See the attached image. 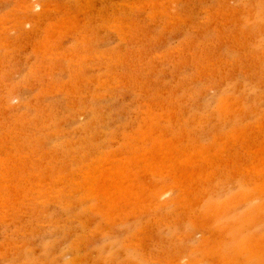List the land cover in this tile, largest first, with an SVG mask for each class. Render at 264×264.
<instances>
[{
  "label": "rangeland",
  "instance_id": "1",
  "mask_svg": "<svg viewBox=\"0 0 264 264\" xmlns=\"http://www.w3.org/2000/svg\"><path fill=\"white\" fill-rule=\"evenodd\" d=\"M263 149L264 0H0V264H264Z\"/></svg>",
  "mask_w": 264,
  "mask_h": 264
},
{
  "label": "bare ground",
  "instance_id": "2",
  "mask_svg": "<svg viewBox=\"0 0 264 264\" xmlns=\"http://www.w3.org/2000/svg\"><path fill=\"white\" fill-rule=\"evenodd\" d=\"M28 2H29V1H28ZM169 2H170V1H169ZM20 4H21V3H20ZM22 4H23V3H22ZM33 5H34V4H33ZM45 5H46V4H45ZM51 5H52V4H51ZM128 5H130V4H128ZM25 6H26V5H25ZM18 7H19V5H18ZM26 7H27V6H26ZM134 7H135V6H134ZM42 8H43V7H42ZM49 9H50V8H49ZM169 9H170V8H169ZM70 14H71V13H70ZM168 15H169V14H168ZM175 15H176V14H175ZM20 16H21V15H20ZM22 16H23V15H22ZM65 19H66V18H65ZM118 19H119V18H118ZM65 21H66V20H65ZM75 22H76V21H75ZM18 24H19V23H18ZM59 24H60V23H59ZM59 24H58V25H59ZM50 28H51V27H50ZM52 29H53V28H52ZM54 29H55V28H54ZM57 29H58V28H57ZM58 30H59V29H58ZM8 32H9V31H8ZM50 33H51V32H50ZM98 33H99V32H98ZM51 34H52V33H51ZM46 35H47V34H46ZM49 36H50V35H49ZM51 37H52V36H51ZM51 37H50V38H51ZM50 38H49V39H50ZM52 38H53V37H52ZM60 38H61V37H60ZM99 38H100V37H99ZM47 40H48V39H46V41H47ZM48 41L51 42L50 40H48ZM48 41H47V42H48ZM49 42H48V43H49ZM79 42H80V41H79ZM79 42H78V43H79ZM48 43H47V44H48ZM63 43H64V42H63ZM40 44H41V43H40ZM48 45H50V44H48ZM36 46H37V45H36ZM52 46H53V45H52ZM37 48H38V47H37ZM49 48H50V47H49ZM55 51H56V50H55ZM78 51H79V50H78ZM52 53H53V52H52ZM60 53H61V52H60ZM77 54H80V53H77ZM47 67H48V66H47ZM48 74H49V73H48ZM86 81H87V80H86ZM42 86H43V85H42ZM56 86H57V85H56ZM44 87H45V86H44ZM52 89H53V88H52ZM43 94H44V93H43ZM126 97H127V96H126ZM9 98H10V97H9ZM225 103H226V102H225ZM223 104H224V103H223ZM224 105H226V104H224ZM230 105H232V104L230 103ZM4 107H5V106H4ZM221 107L223 108V106H221ZM226 107H227V106H226ZM226 107H225V108H226ZM228 107H229V106H228ZM230 107H231V106H230ZM122 110H123V108H122ZM170 110H171V109H170ZM222 111H223V110H222ZM147 112H148V111H147ZM151 112H153V111H151ZM174 112H175V111H174ZM154 113H155V112H154ZM160 113H161V112H160ZM171 113H172V112H171ZM163 114H164V113H163ZM172 114H173V113H172ZM153 115H154V114H153ZM156 115H158V114H156ZM159 115H160V114H159ZM169 115H170V114H169ZM150 116H151V114H149V115L147 116V118H146L147 120L144 119V120L147 122V123H144V124H146V126L142 123L144 127L141 125L143 128H142V129L139 128V130H140V131H138L139 133H138L137 131L134 132V133H136L135 136L137 137V133H138L140 139L143 140V141H141V140L139 139V140L141 141V143L144 142V143L149 144V143H148L149 140L152 141V139H153V140H155V139H156V140H159V139H160V141H156L158 144H162V143H163V145H164V144H166L167 142H169L170 145H169V144H166V145H168V146H170V147H172V148H175L174 146H177V143H175V142L178 141V140H176V141L174 142L175 139L172 140V141H171V139L168 140V138L165 139V138H164L165 134H164L163 132H161V134L157 133V131H156L157 128H155V127H157V125L160 124V123H159L160 121L158 122L157 125H156V123H155V126H154V121H153V119H150ZM154 116H155V115H154ZM162 116H164V115H162ZM166 116H167V114H165L164 117H166ZM151 117H152V116H151ZM157 117H158V116H157ZM157 117H156V118H157ZM173 117L176 118V116H173ZM173 117H171V118L174 119ZM154 118H155V117H154ZM156 118H155V119H156ZM161 118H162V117H161ZM169 119H170V117H169ZM172 119H170L169 121H172V123H173V120H172ZM176 119H177V118H176ZM142 120H143V119H142ZM162 121H164V119H162ZM179 121H180V120H179ZM142 122H143V121H142ZM174 122H175V121H174ZM177 123H178V122H177ZM160 125H161V124H160ZM158 126H159V125H158ZM161 126H162V125H161ZM260 126H261V125H260ZM162 128H163V127H162ZM244 129H245V128H244ZM164 130H165V129H164ZM158 131H159V130H158ZM165 131H166V132H165ZM165 131H164V132L167 133V130H165ZM131 132H132V131H131ZM159 132H160V131H159ZM181 132H182V131H181ZM235 132H238V131H235ZM162 133H163V136H162ZM228 133H229V132H228ZM245 133H246V132H245ZM184 134H185V133H184ZM232 134H233V133H232ZM242 134H244V133L242 132ZM230 135H231V134H230ZM236 135H237L236 138L234 137L235 139L242 138V135H241V134H240L241 136H239V137H238V134H236ZM246 135H247V134H246ZM126 136H127V135H126ZM129 136H130V135H129ZM180 136H184V135L181 134ZM243 136L245 137V134H244ZM120 137H121V136H120ZM136 137H135V138H136ZM166 137H167V136H166ZM222 137H223V136H222ZM227 137H228V136H227ZM244 137H243L242 139H244ZM127 138H128V137H127ZM182 138H183V137H182ZM124 139H125V138H124ZM132 139H133V138H132ZM227 139H228V138H227ZM245 139H246V138H245ZM128 140H129V139H128ZM128 140H127L126 142H128ZM136 140H137V139H136ZM179 140H181V139H179ZM183 140H184V139H183ZM132 141H133V140H132ZM228 141H229V140H228ZM239 141H240V140H239ZM124 142H125V141H124ZM134 142H135V140H134ZM149 142H150V141H149ZM156 142H155V143H156ZM173 142H174V143H173ZM157 143H156V145H157ZM226 143H228V142H226ZM231 143H232V142H230V144H231ZM233 143H234V141H233ZM233 143H232V144H233ZM123 144H124V143H123ZM128 144H129V142H128ZM137 144H139V146H140V142H137ZM224 144H225V143H224ZM228 144H229V143H228ZM228 144H226V145H228ZM232 144H231V145H232ZM125 145H127V144H125ZM130 145H132V144H130ZM135 145H136V144H135ZM156 145L154 144L153 146L156 147ZM240 145H241V144H240ZM133 146H134V145H133ZM147 146H148V145H147ZM153 146L151 147L152 149H153ZM158 146H159V145H157V147H158ZM178 146H179V145H178ZM193 146H194V145H193ZM241 146H242V145H241ZM241 146H240V147H241ZM136 147H137V145H136ZM166 147H167V146H166ZM170 147H169V148H170ZM187 147H188V146H187ZM159 148H162V146H160ZM159 148H158V149H159ZM188 148H189V147H188ZM200 148H201V147H200ZM205 148H206L207 151H208V148H207V147H205ZM205 148H204V149H205ZM241 148H243V146H242ZM140 149H141V148H140ZM152 149L149 148L148 150H151V152H153ZM156 149H157V148H156ZM175 149L177 150L178 148H175ZM192 149H194V148H192ZM3 150H4V149H3ZM160 150H161V149H160ZM168 150H169V149H168ZM173 150H174V149H173ZM173 150L170 149V151H172V153H174ZM179 150H180V149H179ZM189 150H190V149H189ZM195 150H196V149H195ZM202 150H203V149H202ZM258 150H260V149H258ZM263 150H264V149H263ZM33 151H34V150H33ZM140 151H141V150H140ZM145 151H147V149H146V150H143V152H145ZM174 151H175V150H174ZM180 151H181V150H180ZM196 151H198V150H196ZM209 151H210V150H209ZM137 152H138V151H137ZM141 152H142V151H141ZM165 152H166V151H165ZM187 152H188V151H187ZM189 152H190V151H189ZM204 152H205V150H204ZM221 152H222V150H221ZM224 152H225V151H224ZM255 152H256V151H255ZM147 153H148V152H147ZM172 153L170 152V156H171ZM181 153L184 154V152H179L180 155H181ZM185 153H186V152H185ZM196 153H197V152H196ZM209 153H211L210 155L214 154V155H212V157H211L212 159H213V157L216 156V152H214L213 150H212L211 152H209ZM217 153H218V151H217ZM90 154H91V153H90ZM133 154H134V153H133ZM179 154H178V155H179ZM183 154H182V155H183ZM192 154H193V153H192ZM192 154H191V155H192ZM204 154H205V153H204ZM204 154H203V155H204ZM222 154H223V153H222ZM261 154H262V153H261ZM261 154H260V156H261ZM43 155H44V154H43ZM136 155H137V154H136ZM138 155L140 156L141 153L138 154ZM186 155H187V154H186ZM189 155H190V153H189ZM201 155H202V154H201ZM263 155H264V154H263ZM263 155H262V156H263ZM8 156H9V155H8ZM86 156H87V155H86ZM114 156H115V155H114ZM133 156H134V155H133ZM160 156H161V155H160ZM175 156H176V153H175ZM183 156H184V155H183ZM205 156H206V155H205ZM254 156H255V155H254ZM257 156L259 157L258 154H257ZM257 156H256V158H257L258 161H259V159H261V158H258ZM137 157H138V156H137ZM137 157H136V159H137ZM173 157H174V156H173ZM176 157H177V156H176ZM187 157H188V156H187ZM193 157H194V156H193ZM193 157H192V156L189 157L190 160H192V162H193V159H191V158H193ZM208 157H209V156H208ZM208 157L206 156L207 159H208ZM217 157H218V156H217ZM114 158H115V157H114ZM116 158H117V157H116ZM159 158H160L161 160L163 159V158H161V157H159ZM165 158H166V157H165ZM168 158H169V157H168ZM180 158H181V156H180ZM180 158L178 157L179 160L182 159V158H181V159H180ZM184 158H185V157H184ZM184 158H183V160L185 161L186 158H185V159H184ZM215 158H216V157H215ZM220 158H221V156H220ZM231 158H233V157H231ZM262 158H263V157H262ZM126 159H127V158H126ZM134 159H135V158H134ZM175 159H176V158H175ZM175 159H174L173 161H175ZM178 159H177V160H178ZM187 159H188V158H187ZM194 159H195V158H194ZM212 159H210V160H212ZM253 159H255V158H253ZM257 159H256V160H257ZM3 160H4V159H3ZM163 160H165V159H163ZM183 160H182V161H183ZM188 160H189V159H188ZM188 160H187V161H188ZM201 160H202V159H201ZM210 160H209V161H210ZM230 160H231V159H230ZM98 161H99V160H98ZM144 161H145V160H144ZM158 161H159V160H158ZM158 161H157V164H158L159 162H162V161H159V162H158ZM182 161H181V162H182ZM197 161H198V160H197ZM217 161H218V160H217ZM237 161H238V160H237ZM263 161H264V160H263ZM119 162H120V161H119ZM119 162H118V163H119ZM130 162H133V161H130ZM168 162H169V160H168ZM178 162H180V161H178ZM178 162H177V163H178ZM185 162H186V161H185ZM195 162H196V161H195ZM234 162H235V160H234ZM241 162H242V161H241ZM252 162H254V161H252ZM128 163H129V162H128ZM128 163L126 162L127 166L129 165ZM171 163H172V162H171ZM173 163H174V162H173ZM183 163H184V162H183ZM216 163H217V162H216ZM235 163H236V162H235ZM256 163H257V162H256ZM256 163L254 164V166H255V168L258 170V172H263V169H264V163H263V162H258L257 164H258L259 166H258ZM259 163H260V164L262 163V164L260 165ZM93 164H94V163H93ZM119 164H120V163H119ZM166 164H167V163H166ZM175 164H176V163H175ZM180 164H181V163H180ZM180 164L178 163L177 165H180ZM189 164H190V162H189ZM195 164H196V163H195ZM202 164H204V163H202ZM219 164H220V162H219ZM227 164H228V162H227ZM249 164H250V163H249ZM252 164H253V163H252ZM154 165H155V163H154ZM164 165H165V164H164ZM172 165H173V164H172ZM224 165H225V164H224ZM238 165H239V164H238ZM241 165H242V164H241ZM245 165H246V164H245ZM245 165H243V166H245ZM256 165H257V167H256ZM1 166H2V165H1ZM95 166H96V165H95ZM129 166H131V165H129ZM129 166H128V167H129ZM132 166H133V165H132ZM142 166H143V165H142ZM144 166H145V165H144ZM157 166H158V165H157ZM162 166H163V165H162ZM174 166H175V165H174ZM219 166H220V165H219ZM221 166H222V165H221ZM231 166H232V165H231ZM124 167H126V166H124ZM128 167H126V168L129 169ZM133 167H135V165H134ZM133 167H132V169H133ZM178 167H179V166H178ZM223 167H224V166H223ZM236 167H237V165H236ZM59 168H60V167H59ZM96 168L98 169V167H96ZM119 168H120V167H119ZM136 168H137V167H135L134 169H136ZM159 168H160V167H159ZM164 168H165V167H164ZM210 168H212V167H210ZM233 168H234V167H233ZM255 168H254V169H255ZM92 169H93V168H92ZM161 169H162V168H161ZM199 169H200V168H199ZM201 169H202V168H201ZM203 169H204V168H203ZM238 169H239V168H238ZM251 169H252V168H251ZM94 170H95V169H94ZM118 170H119V169H118ZM129 170H130V169H129ZM146 170H147V169H146ZM153 170H154V169H153ZM167 170H168V168H167ZM176 170H177V169H176ZM212 170H213V169H212ZM244 170H245V168H244ZM247 170H249V169H247ZM247 170H245V171H247ZM53 171H54V170H53ZM120 171H122L121 168H120ZM148 171H149V170H148ZM151 171H152V170H151ZM165 171H166V170H165ZM173 171H174V169H173ZM178 171H179V169H178ZM195 171H196V170H195ZM201 171L203 172V170H201ZM208 171H209V170H208ZM233 171H234V170H233ZM237 171H238V170H237ZM239 171H240V170H239ZM241 171H242V170H241ZM251 171H252V170H251ZM254 171H255V170H254ZM24 172H25V170H24ZM47 172H48V171H47ZM63 172H64V171H63ZM65 172H66V171H65ZM84 172H85V171H84ZM99 172H100V170H99ZM99 172H98V173H99ZM134 172H135V171H134ZM137 172H138V170H137ZM149 172H150V171H149ZM174 172H175V171H174ZM198 172H200V171L197 170L196 173H198ZM206 172H207V171H206ZM248 172H249V171H248ZM252 172H253V171H252ZM256 172H257V171H256ZM130 173H131V172H130ZM139 173H140V171H139ZM165 173H167V171H166ZM169 173H170V172H169ZM177 173H178V172H177ZM233 173H234V172H233ZM236 173H237V172H236ZM236 173H235V174H236ZM263 173H264V172H263ZM61 174H62V173H61ZM92 174H93V173H92ZM103 174H104V173H103ZM121 174H122V173H121ZM135 174H136V173H135ZM171 174H172V173H171ZM180 174H181V173H179V176H178V177H180ZM207 174H208V173H207ZM24 175H25V173H24ZM98 175H99V174H98ZM137 175H138V174H137ZM200 175H201V174H200ZM260 175H261V174H260ZM12 176H13V175H12ZM91 176H92V175H91ZM130 176H131V175H130ZM135 176H136V175H135ZM172 176H173V175H172ZM18 177H19V176H18ZM23 177H24V176H23ZM25 177H26V176H25ZM25 177H24V178H25ZM45 177H46V176H45ZM66 177H67V176H66ZM101 177H102V176H101ZM175 177H176V176H175ZM231 177H232V176H231ZM96 178H97V177H96ZM105 178H106V177H105ZM126 178H127V177H126ZM128 178H129V177H128ZM183 178H184V177H183ZM228 178H229V177H228ZM260 178H261V177H260ZM262 178H264V177H262ZM142 179H144V178H142ZM229 179H230V178H229ZM23 180H24V179H23ZM86 180H87V179H86ZM144 180H145V179H144ZM221 180H222V179H221ZM246 180H247V179H246ZM256 180H257V179H256ZM260 180H261V179H260ZM62 181H63V180H62ZM177 181H178V180H177ZM181 181H182V179H181ZM258 181H259V179H258ZM95 182H96V181H95ZM178 182H179V181H178ZM63 183H64V182H63ZM96 183H97V182H96ZM99 183H101V182H99ZM128 183H129V182H128ZM132 183H133V182H132ZM165 183L167 184V182H165ZM195 183H196V182H195ZM1 184H3V183H1ZM58 184H59V183H58ZM102 184H104V183H102ZM122 184H123V183H122ZM130 184H131V183H130ZM130 184H129V185H130ZM178 184H179V183H178ZM247 184H248V183H247ZM91 185H92V184H91ZM97 185H98V184H97ZM99 185H100V184H99ZM99 185H98V186H99ZM127 185H128V184H127ZM133 185H134V183H133ZM163 185H165V184H163ZM194 185H195V184H194ZM252 185H253V184H252ZM262 185H263V184H262ZM25 186H26V185H25ZM176 186H178V185H176ZM185 186H186V185H185ZM187 186H188V185H187ZM191 186H192V185H191ZM195 186H197V185H195ZM260 186H261V184H260ZM34 187H35V186H34ZM49 187H50V186H49ZM87 187H88V186H87ZM89 187H90V186H89ZM89 187H88V188H89ZM100 187H101V186H100ZM115 187H116V185H115ZM257 187H258V186H257ZM0 188H1V187H0ZM36 188H37V187H36ZM53 188H54V187H53ZM83 188H84V187H83ZM91 188H92V187H91ZM128 188H129V187H128ZM144 188H145V187H144ZM189 188H190V187H189ZM92 189H93V188H92ZM118 189H119V188H118ZM123 189H124V188H123ZM193 189H194V188H193ZM193 189H192V190H193ZM210 189H211V188H210ZM48 190H49V189H48ZM102 190H103V189H102ZM112 190H113V189H112ZM187 190H188V189H187ZM207 190H208V189H207ZM35 191H36V190H35ZM40 191H41V190H40ZM45 191H47V189H46ZM103 191H104V190H103ZM131 191H132V190H131ZM189 191H190V190H189ZM154 192H156V191H154ZM162 192H164V190H163ZM201 192H202V191H201ZM205 192H206V190H205ZM43 193H44V192H43ZM53 193H54V192H53ZM53 193H52V194H53ZM119 193H120L121 196L123 195V193L126 194L125 192H123L122 194H121V192H119ZM131 193H132V192H131ZM46 194H47V193H46ZM90 194H91V192H90ZM90 194H89V196H90ZM239 194H241V192H240ZM26 195H28V194H26ZM49 195H50V194H49ZM104 195H105V194H104ZM126 195H127V194H126ZM179 195H180V194H179ZM183 195H184V194H183ZM241 195H242V194H241ZM16 196H17V195H16ZM42 196H43V195H42ZM50 196H51V195H50ZM110 196H111V195H110ZM159 196H160V195H159ZM238 196H239V195H237V197H238ZM23 197H24V196H23ZM105 197H106V196H105ZM124 197H125V196H124ZM131 197H132V196H131ZM156 197H157V196H156ZM178 197H179V196H178ZM237 197H236V199H237ZM54 198H55V197H54ZM138 198H139V197H138ZM143 198H144V197H143ZM188 198H189V197H188ZM199 198H200V197H199ZM105 199H106V198H105ZM121 199H122V198H121ZM153 199H154V198H153ZM176 199H177V198H176ZM178 199H179L178 201H180V198H178ZM182 199H183V198H182ZM191 199H192V198H191ZM201 199H202V198H201ZM201 199H200V200H201ZM236 199H235V200H236ZM240 199H241V198H240ZM242 199H243V198H242ZM134 200H136V199H134ZM154 200H155V199H154ZM184 200H185V199H184ZM235 200H234V201H235ZM237 200H238V199H237ZM244 200H245V199H244ZM104 201H105V200H104ZM119 201H120V200H119ZM160 201H162V200H160ZM171 201H172V200H171ZM175 201H176V200H175ZM191 201H192V200H191ZM194 201H195V200H194ZM228 201H229V200H228ZM231 201H232V200H231ZM234 201H233V202H234ZM242 201H243V200H242ZM106 202H107V201H106ZM136 202H137V201H136ZM139 202H143V199H142V201L140 200ZM147 202H148V201H147ZM149 202H151V201H149ZM155 202H156V201H155ZM180 202H181V201H180ZM182 202H184V201H182ZM185 202H186V201H185ZM223 202H224V201H223ZM107 203H108V202H107ZM112 203H113V202H112ZM134 203H135V202H134ZM143 203H144V202H143ZM156 203H157V202H156ZM170 203H171V202H170ZM177 203H178V202H177ZM197 203H198V202H197ZM152 204H153V203H152ZM157 204H159V203H157ZM157 204H156V205H157ZM180 204H181V203H180ZM186 204H187V203H186ZM214 204H216V203H214ZM224 204H225V203H224ZM227 204H228V202H227ZM12 205H13V204H12ZM67 205H68V204H67ZM131 205H132V204H131ZM133 205H135V204H133ZM178 205H179V204H178ZM211 205H212V203H211ZM221 205H222V204H221ZM225 205H226V204H225ZM225 205H223V206L225 207ZM196 206H197V205H196ZM213 206H214V205H213ZM213 206H212V207H213ZM218 206H219V204H218ZM218 206H217V208H218ZM110 207H111V209H113V208H112V204H111ZM154 207H155V206H154ZM161 207H162V206H161ZM15 208H16V207H15ZM125 208H126V207H125ZM178 208H180V207H178ZM217 208H216V209H217ZM147 209H148V207H147ZM211 209H212V208H211ZM220 209H221V208H220ZM220 209H217V210H220ZM217 210H215V213H217V212H216ZM174 211H175V210H174ZM113 212H114V211H113ZM202 212H203V211H202ZM205 212H207V211H205ZM205 212H204V213H205ZM209 212H210V211H209ZM126 213H127V212H126ZM131 213H132V210H131ZM188 213H189V212H188ZM210 213L212 214L213 212H210ZM218 213H219V212H218ZM112 214H113V213H112ZM129 214H130V213H129ZM202 214H203V213H202ZM208 214H209V213H207V215H208ZM185 215H186V214H185ZM204 215H205V214H204ZM213 215H215V214L213 213ZM197 216H198V215H197ZM211 216H212V215H211ZM216 216H217V215H216ZM4 217H5V216H4ZM114 217H115V216H114ZM208 217H209V216H208ZM178 218H179V217H178ZM209 218H210V217H209ZM176 219H177V218H176ZM194 219H195V218H194ZM206 219H208V218L206 217L204 220H206ZM210 219H211V218H210ZM194 221H195V220H194ZM196 221L198 222L197 219H196ZM200 222H202V221L200 220ZM204 222H205V221H204ZM53 223H54V222H53ZM167 223H168V222H167ZM192 223H193V222H192ZM210 223H211V222H210ZM148 226H149V225H148ZM149 227H150V226H149ZM142 228H144V227L142 226ZM142 228H141V229H142ZM204 228H205V227H204ZM95 229H96V228H95ZM197 230H198V229H197ZM220 230H222V229H220ZM144 231H145V230H144ZM208 232H209V231H207L206 233H208ZM211 232H212V230H211ZM204 234H205V232H204ZM209 234H210V233H209ZM219 234H220V233H219ZM210 235H211V234H210ZM215 235H216V234H215ZM146 236H147V235H146ZM178 236H179V235H178ZM218 236H220V235H218ZM220 237H221V236H220ZM180 238H181V237H180ZM212 238H213V237H212ZM214 238H215V237H214ZM216 238H217V236H216ZM141 239H142V238H141ZM218 239H219V238H218ZM215 240H216V239H215ZM219 240H220V239H219ZM81 241H82V240H81ZM76 242H77V240H76ZM143 242H144V241H143ZM218 242H219V241H217V243H218ZM248 242H249V241H248ZM259 242H260V240H259ZM262 242H263V241H262ZM262 242H261V243H262ZM144 243H145V242H144ZM209 243L212 244L211 242H209ZM209 243H208V244H209ZM140 244H141V243H140ZM202 244H203V243H202ZM208 244H206V248L208 247V246H207ZM137 245H138V244H137ZM170 245H171V244H170ZM213 245H214V247L216 246V248H217V245H218V244H217V245H216V244H213ZM213 245H211V246H213ZM254 245H255V244H254ZM256 245H257V244H256ZM258 245H260V244H258ZM202 246H204V245H202ZM211 246H210V247H211ZM189 247H190V246H189ZM214 247H212V248H214ZM181 248H182V247H181ZM212 248H211V250H212ZM216 248H214L215 251H216ZM204 249H205V248H204ZM206 250H207V249H206ZM211 250H208V251H211ZM215 251H214V252H215ZM217 251L219 252V249H218ZM162 252H163V251H162ZM162 252H161V253H162ZM164 252H165V251H164ZM164 252H163V253H164ZM206 252H207V251H206ZM212 252H213V250H212ZM207 254H208V253H207ZM213 254H214V253H213ZM218 254H219V253H218ZM161 255H162V254H161ZM170 255H171V254H170ZM180 255H181V254H180ZM215 255H217V254H215ZM172 257H173V256H172ZM163 258H164V257H163ZM215 258H217V256H216ZM154 259H155V258H154ZM160 259H161V258H160ZM168 259H169V258H168ZM175 259H176V258H175ZM183 259H184V258H183ZM185 259H186V258H185ZM185 259H184V261H187V260H185ZM237 259H238V258H237ZM79 260H80V259H79ZM155 260H156V259H155ZM172 260H173V259H172ZM181 260H182V259H180V261H181ZM169 261H170V260H169ZM189 261H190V260H189ZM170 263H171V262H170ZM172 263H174V262L172 261ZM186 263H187V262H186ZM133 264H134V263H133ZM182 264H183V263H182ZM188 264H189V263H188Z\"/></svg>",
  "mask_w": 264,
  "mask_h": 264
}]
</instances>
